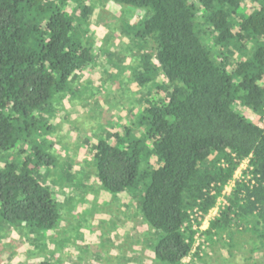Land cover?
<instances>
[{"label":"trees","instance_id":"obj_1","mask_svg":"<svg viewBox=\"0 0 264 264\" xmlns=\"http://www.w3.org/2000/svg\"><path fill=\"white\" fill-rule=\"evenodd\" d=\"M111 1L142 13L132 32L153 52L141 55L132 82L155 92L135 118L139 136L120 122L97 141L96 177L112 194L140 192L143 220L160 234L156 259L182 264L196 243L190 213L205 219L245 161L205 233L233 217L264 218V0ZM73 2L81 17L68 10ZM91 12L84 0H0V223L55 231L62 202L42 177L78 185L61 174L56 128L42 111L63 109L94 63L80 33Z\"/></svg>","mask_w":264,"mask_h":264},{"label":"rangeland","instance_id":"obj_2","mask_svg":"<svg viewBox=\"0 0 264 264\" xmlns=\"http://www.w3.org/2000/svg\"><path fill=\"white\" fill-rule=\"evenodd\" d=\"M84 3L92 12L82 20L80 33L92 47L94 63L73 80L72 96L64 101L63 109L42 111V120L56 128L53 155L62 163L61 174L71 173L78 185L54 183L58 180L54 174L42 177L62 202L59 227L49 232L0 223V264H164L155 257L160 234L143 220L140 192L117 195L103 189L92 159L97 141L110 138V125L123 122L140 135L135 118L149 107L155 89L152 84L137 90L132 71L141 55L153 48L142 46L132 32L141 11L111 0ZM68 10L81 17L78 2L70 3ZM164 79L160 75L156 82L163 84ZM261 119L250 114L254 123ZM248 167L249 161L240 166L214 208L217 212L202 219L199 226L193 223L196 243L182 264H264V218L233 217L225 229L210 236L205 233L227 206L226 198Z\"/></svg>","mask_w":264,"mask_h":264},{"label":"built area","instance_id":"obj_3","mask_svg":"<svg viewBox=\"0 0 264 264\" xmlns=\"http://www.w3.org/2000/svg\"><path fill=\"white\" fill-rule=\"evenodd\" d=\"M264 121V120H263ZM215 209L214 210H212L211 212H210V214L209 215H214V213H216L217 211H215ZM193 216H195V219L194 220H192V224L193 223H195V224H198V222H200V221H202V215H201V213L199 212V210H195L194 211V215ZM196 226V225H195ZM195 226H194V229H195ZM196 228H197V226H196ZM196 230V229H195Z\"/></svg>","mask_w":264,"mask_h":264}]
</instances>
